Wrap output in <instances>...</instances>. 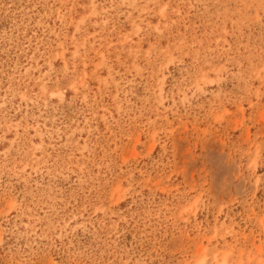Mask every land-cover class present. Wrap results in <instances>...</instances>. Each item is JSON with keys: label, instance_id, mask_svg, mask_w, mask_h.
Wrapping results in <instances>:
<instances>
[{"label": "rangeland", "instance_id": "1", "mask_svg": "<svg viewBox=\"0 0 264 264\" xmlns=\"http://www.w3.org/2000/svg\"><path fill=\"white\" fill-rule=\"evenodd\" d=\"M0 264H264V0H0Z\"/></svg>", "mask_w": 264, "mask_h": 264}]
</instances>
